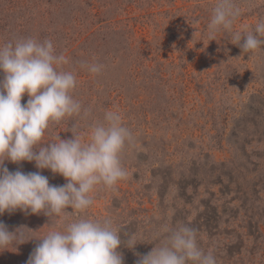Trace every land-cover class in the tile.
I'll use <instances>...</instances> for the list:
<instances>
[{
	"label": "rangeland",
	"instance_id": "obj_1",
	"mask_svg": "<svg viewBox=\"0 0 264 264\" xmlns=\"http://www.w3.org/2000/svg\"><path fill=\"white\" fill-rule=\"evenodd\" d=\"M0 264H264V0H0Z\"/></svg>",
	"mask_w": 264,
	"mask_h": 264
}]
</instances>
